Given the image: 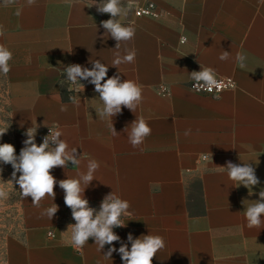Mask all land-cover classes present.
Here are the masks:
<instances>
[{"label": "crops", "instance_id": "obj_1", "mask_svg": "<svg viewBox=\"0 0 264 264\" xmlns=\"http://www.w3.org/2000/svg\"><path fill=\"white\" fill-rule=\"evenodd\" d=\"M153 1L163 12L161 19L137 18L133 9L121 17L136 31L118 51L124 55L134 49L136 57L117 68L112 66L117 41L104 37L101 25L111 17L98 11L99 0H36L31 6L15 0L8 7L0 0V44L12 52L4 75L17 156L30 127H37L38 145L48 128L61 130V139L81 155L78 166L68 162L51 170L57 181L54 201L49 196L35 207L31 197L21 198L26 230L22 239L8 241L7 264H123L118 251L111 259L104 254L121 242L130 249L129 233L134 239L164 238L165 247L152 264H264V227L249 229L244 215L264 190V0ZM223 51L230 53L226 61L219 59ZM237 53L247 57L243 69ZM96 59L108 66L106 78L119 75L121 82L133 80L142 87L136 110L122 106L112 118L116 136L111 120L97 116L102 101L88 80L69 88L79 106L61 97L64 67L91 69ZM203 67L234 79L237 87L218 98L192 92L190 73ZM163 84L171 96L156 92ZM137 118H144L152 132L133 148L125 128L130 130ZM90 159L100 167L84 191L89 206L99 211L112 192L130 203L121 218L126 226L113 229L121 241L101 252L93 238L83 249L71 244L69 225L75 220L58 183L86 172ZM229 161L251 163L260 183L252 190L236 184L224 168ZM194 178L202 183L204 204H190L203 213L189 208ZM54 203L58 211L49 220L42 213Z\"/></svg>", "mask_w": 264, "mask_h": 264}, {"label": "clouds", "instance_id": "obj_2", "mask_svg": "<svg viewBox=\"0 0 264 264\" xmlns=\"http://www.w3.org/2000/svg\"><path fill=\"white\" fill-rule=\"evenodd\" d=\"M15 3V0H3L5 7ZM36 0H27L29 6L34 5ZM100 13L110 15V19L101 21V25L105 30L104 37L110 34L117 41L115 49H117L112 66L119 67L121 64L134 63L136 51L125 49V54L121 55L118 51L122 43H126L135 37V27L122 23L121 17H127L130 9L123 6L121 0H99L95 3ZM20 10L17 11V15ZM139 15V13H137ZM0 30V36H3ZM103 37V38H104ZM230 58V53L223 51L219 57L220 60L226 61ZM12 59V52L3 44H0V73L7 75L10 71L9 61ZM247 57L242 53H237L236 62L243 69L246 67ZM93 67L91 69L83 67L80 64H70L64 67L66 79L71 84L80 83L81 80H88L95 86V91L99 93V99L102 101V107L96 109L99 118H108L111 120L110 128L113 136L118 135L113 127L112 118L121 113L122 106L127 107L133 112L142 102V87L133 80H124L121 82L119 75L111 78L107 77L108 66L96 59L91 61ZM90 78V79H89ZM191 80L194 81L193 87L198 91L213 92L220 91L222 82L217 79L216 72L210 67H203L200 71L190 73ZM70 101L79 106L80 100L76 97H69ZM61 111H66L62 107ZM6 129H0V137L7 132ZM37 127H30L25 133L27 139L23 141L24 147L21 148L19 155H16L14 145L11 143H0V164H10L13 168L12 184L19 185L21 198L31 197L32 204L40 207L41 201L46 197L55 199L54 186L57 181L51 174V170L55 167H68V162L73 166L80 164V156L77 148H69L68 143L61 139L63 132L57 129L55 132L49 131L44 137L43 142L39 145L35 141ZM128 132V142L133 148H139L146 138L151 135L152 129L144 118H137L130 125ZM190 130L185 131V135H189ZM100 164L95 159L88 160L87 171L78 173L75 178H67L60 180L59 186L64 190V202L71 209V214L75 220V224L71 227L70 242L75 248L83 249L88 243L89 238H93L97 245V250L101 252L104 246L113 245L114 242H120L121 238L113 231L114 228L124 227L122 216L127 214L130 203L114 194L107 195L100 205V210L89 206V201L84 197V191L91 181L95 179V173L99 170ZM228 177L236 184L243 185L251 189L260 183L255 174V168L251 163L234 164L228 162ZM0 168V172H2ZM17 173L20 175L17 178ZM14 186V184H13ZM9 193L0 187V199H6ZM259 200L248 205L245 208L244 215L246 226L249 229L264 227V190L259 192ZM58 211V205L54 203L53 207L44 210L42 215L52 220ZM51 235V233L49 234ZM127 240L131 243L129 249L128 244L121 242L119 249L112 246L109 247L105 257L111 259L113 252L121 255L123 264H152L153 258L159 250L165 247L164 238L160 235H143V238H133L131 233L128 234Z\"/></svg>", "mask_w": 264, "mask_h": 264}, {"label": "rangeland", "instance_id": "obj_3", "mask_svg": "<svg viewBox=\"0 0 264 264\" xmlns=\"http://www.w3.org/2000/svg\"><path fill=\"white\" fill-rule=\"evenodd\" d=\"M135 0H121L122 5L134 9ZM8 84L7 78L0 73V129H6L7 132L0 137V143H11L16 150V130L10 119V108L8 104ZM17 155V150H16ZM0 187H3L8 193L6 199H0V264H7V243L12 239H22L26 230L24 223V206L21 202L19 185L13 182V168L10 164H0ZM19 173H17V178ZM189 183L196 186L198 190L197 178L189 180Z\"/></svg>", "mask_w": 264, "mask_h": 264}, {"label": "built area", "instance_id": "obj_4", "mask_svg": "<svg viewBox=\"0 0 264 264\" xmlns=\"http://www.w3.org/2000/svg\"><path fill=\"white\" fill-rule=\"evenodd\" d=\"M133 10H134L135 16L137 18H147V19H152V20H159L163 17V12H162L161 8L153 0H146V2L144 4H141L140 0H139L137 3H134V9ZM137 13H139V15H137ZM181 42L185 43L186 39L183 37ZM217 79L222 82V87H221L220 91H216V90H214L213 92H207V91H203V90L198 91L196 88L193 87L194 81H191L187 85V88L189 90H191L192 92L198 94V95L218 98L221 95H223L224 93H226L228 91H232L237 87L236 81L232 78H222V77L217 76ZM156 92L159 95L165 96V97H169L172 95L171 88L167 85H164V84L157 86ZM50 130L52 132H55L56 128L55 127L48 128L41 138V143L43 142L44 137L49 134ZM122 223H123V221H122ZM122 228L123 227L114 228V231L115 232L120 231Z\"/></svg>", "mask_w": 264, "mask_h": 264}, {"label": "trees", "instance_id": "obj_5", "mask_svg": "<svg viewBox=\"0 0 264 264\" xmlns=\"http://www.w3.org/2000/svg\"><path fill=\"white\" fill-rule=\"evenodd\" d=\"M80 84V83H79ZM60 90H61V97L64 102L69 103L71 102L69 97H76V92L74 90H69L71 83L66 79V74L62 75V78L59 82ZM193 188V194L189 195V208L191 210V213L200 212L203 210H199L198 206L196 207V212H194L193 205L190 204L191 201L195 203V205H198L200 203L201 205L204 204L203 201V186L200 180H198V190L196 191V186L192 185ZM199 210V211H198Z\"/></svg>", "mask_w": 264, "mask_h": 264}]
</instances>
